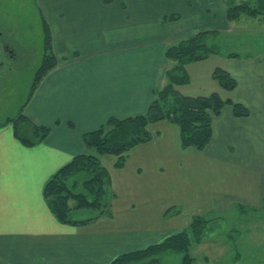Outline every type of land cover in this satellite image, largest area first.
<instances>
[{"label":"crops","instance_id":"obj_1","mask_svg":"<svg viewBox=\"0 0 264 264\" xmlns=\"http://www.w3.org/2000/svg\"><path fill=\"white\" fill-rule=\"evenodd\" d=\"M228 1L39 0L57 64L36 86L29 77L33 83L18 112L22 123L49 133L25 143L15 123L0 118V264H111L182 231L195 215L228 214L239 206L264 212V45L248 40L243 51L229 47V34L248 26L251 16L229 20ZM32 26L36 62L22 81L27 72L36 75L44 53L43 26ZM208 30L217 32V52L188 63L190 79L177 88L192 96L218 92L249 114L225 106L202 150L182 146L177 124H152L153 138L127 152L122 167L116 155L101 156L115 193L108 212L81 225L60 221L45 196L47 181L75 156L95 152L86 133L110 118L145 113L174 65L167 47ZM217 67L236 78L235 89L214 78ZM256 230L264 231L247 228L240 238ZM197 264L214 263L206 255Z\"/></svg>","mask_w":264,"mask_h":264},{"label":"trees","instance_id":"obj_2","mask_svg":"<svg viewBox=\"0 0 264 264\" xmlns=\"http://www.w3.org/2000/svg\"><path fill=\"white\" fill-rule=\"evenodd\" d=\"M256 2L258 6H254L250 0H229L228 19H239L242 15L264 14V0H256ZM24 17L27 18V15ZM10 18L2 15L0 20L8 23ZM30 24L32 25L31 21ZM42 26L44 53L40 68L35 75L34 86L57 64L50 26L45 20L42 21ZM216 34V30L200 31L170 44L166 49V57L174 65L166 73L165 84L156 90L155 98L148 110L128 118H110L98 129L84 135L86 145L92 147L95 152H85L75 156L45 185V196L49 206L60 221L81 225L108 212L111 198L115 193L112 189L110 173L102 164L101 156L116 155L117 166L122 167L127 152L153 138L150 130L152 124L163 120L177 124L181 129L182 146L202 150L212 139L214 116L221 114L225 106L232 105L238 116L249 114L246 106L231 98L225 99L218 92L192 96L181 93L177 88L190 79L186 71L188 63L203 60L217 52L218 48L212 44ZM35 49L34 46L33 51ZM229 56L237 57L239 54L231 53ZM213 76L227 90H233L237 86L236 78L221 67L215 69ZM23 118L20 111L16 119L10 120L15 123L18 138L25 143H37L49 133L47 127L22 123ZM239 207L241 212L246 211V207ZM81 209L93 210L96 215L90 213L86 216H75L74 212ZM212 221L202 214L195 215L187 228L182 231L145 248L123 253L111 264H154L150 263L153 259L156 263L158 260L155 259L165 260V257L169 256H165L168 251L180 256L179 264H193L195 257L190 252L191 247L202 243Z\"/></svg>","mask_w":264,"mask_h":264},{"label":"rangeland","instance_id":"obj_3","mask_svg":"<svg viewBox=\"0 0 264 264\" xmlns=\"http://www.w3.org/2000/svg\"><path fill=\"white\" fill-rule=\"evenodd\" d=\"M4 1V6L7 9H3L6 13H14L16 16L24 17L27 13V18L31 21V23H36V29L42 30L41 20L39 18V10H41V6L39 0H2ZM242 1V0H236ZM254 6H258L256 0H250ZM35 10V12H34ZM8 17L5 13H0V16ZM12 16V15H9ZM254 17L256 19H254ZM24 17V22H28V19ZM249 20L252 24L245 26L248 30L243 27H237L240 30L234 31L230 36L229 41L231 49H238V51L242 50V45L245 42L264 45V14L253 15ZM33 21V22H32ZM238 24H242L239 22ZM26 26V25H23ZM242 26V25H241ZM27 28V27H26ZM19 33H22V29L19 26ZM234 29V28H233ZM23 34V33H22ZM34 36V34H33ZM219 36V35H217ZM226 38V39H227ZM251 38V39H250ZM37 40V39H36ZM35 36L33 41L35 42ZM43 40V35H42ZM249 40V41H248ZM39 44H41L43 48V42L39 39ZM251 46L252 45H248ZM36 47V46H35ZM32 58L27 60L26 67H32L36 62V52L33 51ZM231 54V51H230ZM15 76V75H14ZM29 77L35 78V74L31 75L26 73L25 80L22 81V77L17 79L15 83H13V87L16 89H20V95L15 99L13 108L11 110L12 113L18 114L19 108L22 105V101L26 98L27 95L23 94L24 90H27L31 87L33 83V79L29 80ZM22 81V82H21ZM21 82V83H19ZM19 85V86H18ZM90 213H94L93 210H89L87 213H83L81 215L86 216ZM208 217L212 219V223L209 226V229L205 233L203 238L202 245H193L191 247V254L196 258L194 259L193 264H197L200 262L206 255L209 257L210 263L214 264H264V231L256 230L252 234L248 232L246 234V238L241 239L240 234L241 231L247 228H259L264 229V212L260 210H255L254 208L247 209L245 212H241L238 210H232L228 214H221L220 212L208 214ZM260 232V234H257ZM250 234V235H249ZM250 239V240H249ZM244 240V241H242ZM254 240V243H253ZM201 244V243H200ZM166 253L165 260L163 259H155L158 260L157 263L154 262V259L150 263L154 264H162L164 262H170L172 264H177L180 262V256L175 252L168 251ZM246 253H251L246 255ZM181 263V262H180Z\"/></svg>","mask_w":264,"mask_h":264},{"label":"flooded vegetation","instance_id":"obj_4","mask_svg":"<svg viewBox=\"0 0 264 264\" xmlns=\"http://www.w3.org/2000/svg\"><path fill=\"white\" fill-rule=\"evenodd\" d=\"M3 9H6L4 1L0 0V13L4 12ZM9 15H14L15 18ZM8 17H11L8 23L0 20V118L16 119L18 114H13L11 110L15 99L21 93L18 91L21 88L16 89L12 85L22 77L24 71L30 70L31 66L27 68L26 65L27 60L33 55L34 28L28 18L26 23L24 17L11 12L8 13ZM11 23L12 25H9ZM19 26L23 34L19 33Z\"/></svg>","mask_w":264,"mask_h":264}]
</instances>
